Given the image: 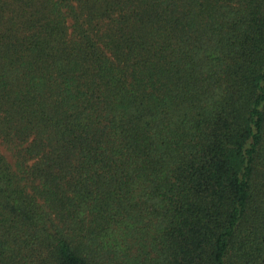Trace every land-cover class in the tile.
<instances>
[{
  "label": "trees",
  "instance_id": "16d2710c",
  "mask_svg": "<svg viewBox=\"0 0 264 264\" xmlns=\"http://www.w3.org/2000/svg\"><path fill=\"white\" fill-rule=\"evenodd\" d=\"M0 264H264V0H0Z\"/></svg>",
  "mask_w": 264,
  "mask_h": 264
},
{
  "label": "rangeland",
  "instance_id": "374dc122",
  "mask_svg": "<svg viewBox=\"0 0 264 264\" xmlns=\"http://www.w3.org/2000/svg\"><path fill=\"white\" fill-rule=\"evenodd\" d=\"M0 148L5 154L9 155V152L2 145H0Z\"/></svg>",
  "mask_w": 264,
  "mask_h": 264
}]
</instances>
